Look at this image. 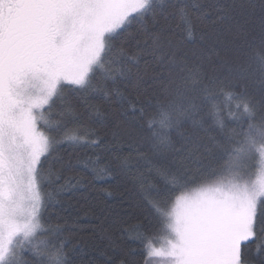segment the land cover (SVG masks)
Here are the masks:
<instances>
[{
  "label": "snow or ice",
  "instance_id": "6c2138e0",
  "mask_svg": "<svg viewBox=\"0 0 264 264\" xmlns=\"http://www.w3.org/2000/svg\"><path fill=\"white\" fill-rule=\"evenodd\" d=\"M0 264H264V0H0Z\"/></svg>",
  "mask_w": 264,
  "mask_h": 264
},
{
  "label": "trees",
  "instance_id": "16d2710c",
  "mask_svg": "<svg viewBox=\"0 0 264 264\" xmlns=\"http://www.w3.org/2000/svg\"><path fill=\"white\" fill-rule=\"evenodd\" d=\"M93 184L94 187L80 189L76 196L71 200L72 207L68 208V213H70L68 219L70 221L78 219L79 224L83 226L84 230L79 234V242L85 244L89 243L92 229L99 224L97 217L103 216L101 208H107L109 206L118 207L121 200L128 197H132L138 203L143 204V200L139 193H137L131 185H128L127 190H125V188L119 183L118 179L95 181ZM109 192L111 193L110 196L108 195ZM151 231L156 236L162 234L156 227H153ZM101 234L102 233L98 232L95 238L100 242L101 247H104L107 244V241L99 240ZM133 247L136 248L137 251L140 250L139 245H133ZM86 251L88 252V257H95L98 261L103 260V257L100 256L99 252H93L90 249H86Z\"/></svg>",
  "mask_w": 264,
  "mask_h": 264
},
{
  "label": "rangeland",
  "instance_id": "374dc122",
  "mask_svg": "<svg viewBox=\"0 0 264 264\" xmlns=\"http://www.w3.org/2000/svg\"><path fill=\"white\" fill-rule=\"evenodd\" d=\"M162 235L163 234L158 235V236H162ZM152 243L155 244L156 247H160L162 244V240L153 239Z\"/></svg>",
  "mask_w": 264,
  "mask_h": 264
}]
</instances>
